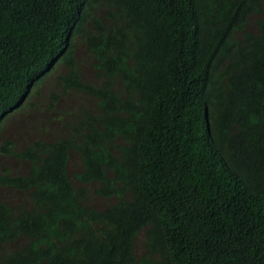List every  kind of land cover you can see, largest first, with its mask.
Listing matches in <instances>:
<instances>
[{
	"label": "trees",
	"instance_id": "trees-1",
	"mask_svg": "<svg viewBox=\"0 0 264 264\" xmlns=\"http://www.w3.org/2000/svg\"><path fill=\"white\" fill-rule=\"evenodd\" d=\"M0 139V264H264V0H0Z\"/></svg>",
	"mask_w": 264,
	"mask_h": 264
},
{
	"label": "rangeland",
	"instance_id": "rangeland-1",
	"mask_svg": "<svg viewBox=\"0 0 264 264\" xmlns=\"http://www.w3.org/2000/svg\"><path fill=\"white\" fill-rule=\"evenodd\" d=\"M79 54L86 61L88 60V56L83 52V50L81 51L79 49ZM87 73L90 74V72H87ZM46 117H47V114L39 112V110H37V108H36L35 110H30L28 113H25L21 117H18L17 120H16V122H15V125H16V127L18 129L26 130L24 133H28L30 131L29 128H27V125L28 124L31 123L32 126L35 127V126L39 125L40 123H42ZM39 126H41V125H39ZM36 131L37 130L35 129L34 133ZM16 132H17L16 129H12V130L4 129L2 135H3V137H8V138L13 137V138H17L18 136H16ZM1 139H0V141H1ZM31 139H32L31 137H27L26 135H24L23 138H20V140H23V141H26V142L27 141H30ZM1 161L5 162V159H3V157L0 156V174H1L2 168H3V164H2ZM70 167L71 168H75V161L74 160H72Z\"/></svg>",
	"mask_w": 264,
	"mask_h": 264
},
{
	"label": "clouds",
	"instance_id": "clouds-1",
	"mask_svg": "<svg viewBox=\"0 0 264 264\" xmlns=\"http://www.w3.org/2000/svg\"><path fill=\"white\" fill-rule=\"evenodd\" d=\"M39 125H42V123H40ZM46 125H48V129L53 128V129H57V130L62 131L60 124L56 121H49ZM46 125L44 126V128H47ZM75 170H76V167L75 168L70 167L71 178L74 176L73 173ZM77 170L79 171V169H77ZM12 191H13L12 189L0 188V198H2V199L6 198L7 199V197H9L11 195V193H13ZM15 199H17V197H15Z\"/></svg>",
	"mask_w": 264,
	"mask_h": 264
}]
</instances>
